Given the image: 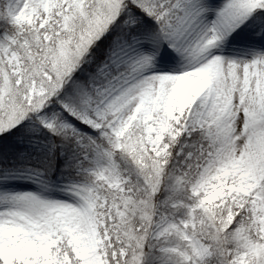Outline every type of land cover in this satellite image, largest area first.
<instances>
[{"label":"snow or ice","instance_id":"6c2138e0","mask_svg":"<svg viewBox=\"0 0 264 264\" xmlns=\"http://www.w3.org/2000/svg\"><path fill=\"white\" fill-rule=\"evenodd\" d=\"M0 264H264V0H0Z\"/></svg>","mask_w":264,"mask_h":264}]
</instances>
